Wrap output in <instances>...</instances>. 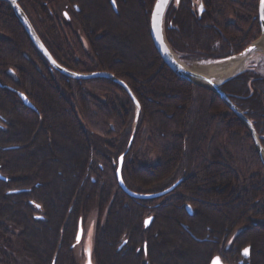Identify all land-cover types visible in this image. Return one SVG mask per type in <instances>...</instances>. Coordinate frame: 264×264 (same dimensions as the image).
Segmentation results:
<instances>
[{"label":"trees","instance_id":"1","mask_svg":"<svg viewBox=\"0 0 264 264\" xmlns=\"http://www.w3.org/2000/svg\"><path fill=\"white\" fill-rule=\"evenodd\" d=\"M19 1L58 63L81 73L109 71L137 98L141 112L123 160L125 185L147 194L181 182L160 198L127 196L116 168L133 127L130 97L105 78L50 72L10 6L0 2V29L8 35L0 36V83L35 107L0 88V173L8 179L0 180V264H74L79 220L94 203L103 210L110 202L105 224L94 233L97 264H185L199 249L193 264H211L214 257L237 264L247 247L248 263L257 264L264 252L257 248L264 247V167L235 114L209 89L176 76L157 54L149 33L155 0H116L117 13L107 0H86L88 16L109 23L102 46L90 41V55L82 42L68 44L58 33L49 15L57 0ZM201 1L200 18L192 0L173 1L167 10L165 35L181 59H224L259 37L258 0ZM118 29L119 49L133 44V30L145 35L139 62L112 43L109 34ZM221 89L251 120L264 147V75L252 68ZM144 145L156 163L143 161ZM65 146L75 151L67 154Z\"/></svg>","mask_w":264,"mask_h":264},{"label":"water","instance_id":"2","mask_svg":"<svg viewBox=\"0 0 264 264\" xmlns=\"http://www.w3.org/2000/svg\"><path fill=\"white\" fill-rule=\"evenodd\" d=\"M0 1L6 2L9 4V6L12 8L14 12V15L17 17L19 23L22 25L28 37L30 38L32 44L34 45L36 50L41 54V56L47 61L49 67L52 70H55L58 73L66 76L67 78L73 79V80H88V79H94V78H105L117 84L118 86H120L130 97L134 105L133 127H132L131 135H130L126 150L119 156L117 168H116V179H117L118 185L121 188V190L127 196L133 199H136V200H140V199L147 200V199L160 198L170 193L171 191H173L176 188V186L181 182V179L174 182L170 187L166 188L165 190H162L160 192H155V193H147V194L137 193V192L130 190L125 185L122 179L121 171H122L124 156L129 150L133 142L135 131H136L137 124H138L139 115L141 112L140 104L137 98L135 97V95L133 94L132 90L130 89V87L123 80L115 77L112 73L108 71L81 73V72H76V71L65 68L64 66L59 64L54 59V57L45 47L42 40L36 33L32 23L27 17L26 13L19 5L18 3L19 0H0ZM178 1L179 0H175V2H178ZM158 2L159 0L154 1L153 6L151 8L150 19H149V33H150V37H151L153 46L156 49L157 54L159 55V57L161 58L165 66L169 68L176 76L190 83H193L198 86L209 89L215 95H217L218 98H220L224 102L226 107L235 114V116L243 123L245 128L248 130L252 138L256 152L259 156V159L264 167V156H263L264 147L261 145L258 133L253 123L246 116L245 112H243L239 107H237L233 103L230 96L221 89L222 85L232 80L236 76L240 75L244 71L252 69L256 65L255 61L257 60L255 57H254L255 59L253 60L252 53L257 43L264 38V7H262L261 5V0H258V7H257V22H258L259 31H260L259 37L256 40L252 41L248 46H246L238 54L229 56L224 59L216 60V61L197 62V63H202V64L211 63L212 64L211 67L204 66V65L202 67H199L198 65H194L193 67H188L183 64L185 61L181 60L180 55L177 54L175 51H173L165 35V16H166L167 10L172 0H165V2L161 4V7L159 8V10H157V7H156ZM192 3L195 4L196 3L195 0H192ZM196 5H197L198 17L200 18L205 8L201 0H198ZM201 5L203 6L202 10H201ZM236 59H241L242 61H244L243 63L244 66L236 71H231L228 65L230 64L232 60H236ZM217 65H220L221 68H219ZM0 86L2 85L0 84ZM12 91H14L19 96V98L22 100L25 106L35 109L33 104L29 101V99L23 93L19 91H15L13 89ZM0 180L7 181V178L0 173ZM85 255H86V264H92L91 257H90L91 255L90 251L87 250L85 252ZM217 260H218V257L213 258V260L211 261V264H213V262Z\"/></svg>","mask_w":264,"mask_h":264},{"label":"rangeland","instance_id":"3","mask_svg":"<svg viewBox=\"0 0 264 264\" xmlns=\"http://www.w3.org/2000/svg\"><path fill=\"white\" fill-rule=\"evenodd\" d=\"M57 1L58 2H54L51 5V9L49 8L50 9L49 15H51V16H54V14L56 15V13L59 15V12H61V10L64 9L65 5H68L69 8H71L72 7V3L77 2L75 0H57ZM0 2L5 3V4H7L9 6V4L6 3V2H3V1H0ZM85 5H86V8H88L89 4H87V2H85ZM68 10H70V9H68ZM96 10L97 9H92V10L90 9V10H87V11L90 12L92 15H95V13H97ZM13 14H14V12H13ZM97 20H98V22H102L103 23V20L101 19V17H98ZM136 20L137 21L135 22V24L137 23V25L139 27H141L142 25L145 24V22L143 20V17L141 19H138V16H137ZM36 23H38V26H40L39 22L37 20H36ZM72 23H73L72 26L76 27L75 20ZM56 25L58 26L57 28H58V33L60 34V36L64 37V39L67 40L68 44L72 43L71 45H74L75 43L72 40H70V38L73 37V36H71V32H68L67 33L68 36H66L65 32L60 28L59 23L57 22V20H56ZM101 28L102 27H98L97 28V32L96 33H92V35L94 36V37H92L94 39V40H92L94 45H100L101 44V43H99V39H101V37H100L101 36V32H100ZM131 30H132V27H131ZM0 36H2V38H4V37L8 38V35L6 33H4L3 30H1V29H0ZM97 36H99L100 38H96ZM115 37L116 36L113 35V37H111L110 39H111L112 43L115 44L118 47V44L120 43L119 42L120 38H115ZM111 41H110V47L113 46ZM82 43H83V47L85 48V51L87 52L88 55H90L92 53V48H93V46L91 45V42L90 41H83ZM108 43L109 42H106V44H108ZM90 45L92 46L91 48H90ZM101 46H102V44H101ZM88 47H89V50H87ZM145 47H146L145 35H143L142 33L138 34L137 32H135L133 30V44H131V46L129 48L123 47V48L119 49V47H118V49L121 51L122 54H124L123 57H127V56L133 57V58L137 59V61L139 62L141 60L143 49ZM24 54H25L24 60L27 61L26 64L27 65L33 64L32 58L30 57V55H28V53L27 54L24 53ZM117 57H120V55L118 54ZM256 60L257 61H255V63H256L255 70L258 73L264 75V54H261V55L257 56ZM183 61H185V62H187L188 64H191V65L194 64V63L200 62V61H196V60H183ZM0 84L4 85L3 83H0ZM64 133L66 134V132H64ZM65 150H66L67 154L73 153L75 151L74 149H71L68 146H65ZM129 150H130V148H129ZM145 151H147V152H145ZM143 152L145 153V157H146V158L143 157V161L147 162V164L156 163L157 162V155H155V153H153L148 148H146L145 145H144ZM146 153H147V155H146ZM105 199H108V198L106 197ZM110 203H108V205L105 206L106 208L104 207L103 210L100 209L101 208L100 204H98V203L95 204L94 203L92 205V207L89 209V211L87 212V214H85L84 217L82 218V223H81L82 229H80L81 231H80L79 235H77V236H79V240L75 244H73L74 245L73 249H71V251H72L71 252V256L73 257L72 261H73L74 264H83L85 259H86L85 252L87 250L90 251V253H91V250L93 251L95 229H98L100 226H103L105 224V222L107 220V213H108L107 211L109 209ZM39 213H41V212H39V211L36 212V214H39ZM236 231L237 230H235L234 233H236ZM232 235H231V237H232ZM260 242H261V240H260ZM260 244L257 245V248L259 247V248L263 249L264 248V247H262L263 245L261 246ZM199 252L201 253V249H199L198 252L195 251V250H192V257L186 259L184 261V263L185 264H193V263H195L197 261V258L200 256ZM92 255H93L94 263L97 264L96 258L94 257V254H92ZM117 263L118 264H122L121 262H117ZM257 264H264V252H263L262 258L259 259Z\"/></svg>","mask_w":264,"mask_h":264},{"label":"flooded vegetation","instance_id":"4","mask_svg":"<svg viewBox=\"0 0 264 264\" xmlns=\"http://www.w3.org/2000/svg\"><path fill=\"white\" fill-rule=\"evenodd\" d=\"M75 1H77V2L72 3V7L71 8H69L68 5H65L64 9L61 10V12H59V15L56 13V15L54 14V16H51L53 20H57V22L59 23L60 28L65 32V35L68 36L67 33L71 32V36H73V37L70 38V40H72V41H80V42L92 41V40H94L92 38V37H94L92 35V33H96L97 32V28L98 27H102L101 31H100L101 32V36L100 37L105 36V34L109 31V28H107L108 27L107 24L109 25V23L107 21H104V20H103V23L102 22H98L97 19L95 20V19L91 18L90 16H88L86 10H84L86 8V5H85L86 0H75ZM122 1H126V0H122ZM173 1H175V0H172V2ZM107 3L109 5V7L111 8V10L113 12L117 13V11H118L117 8L118 7H117L116 0H115V4L112 3V0H107ZM191 8L193 9V7H191ZM194 8H195L196 14L198 16L197 8L196 7H194ZM68 9H70V10H68ZM74 20H75V23H76V27L72 26V24H73L72 22H74ZM169 26H171V24ZM169 26H168V28H169ZM165 30H166V25H165ZM100 37L97 36L96 38H100ZM48 67H49V65H48ZM49 70H50V72H57L55 70H52L50 67H49ZM7 73H9V72H7ZM0 88H5V89H7L9 91L11 89H14L12 86H10L8 84L4 85V86H2ZM37 216H38V214H37ZM39 218H41V216H39ZM150 220H151V218L147 219L145 221H148V223H149ZM81 223H82V219L79 220L78 231L80 229H82ZM148 223H147V225L144 223L145 224L144 226H148ZM78 240H79V238H76L73 244H75ZM73 244L71 246V249H73V246H74ZM124 245H125V242L120 244L118 246V250H121V248ZM143 248L145 250L146 246L144 245ZM247 248L249 249V247H247ZM92 254H93V251L91 250V255H90L91 263L95 264L94 261H93V255ZM249 255H250V250H249V254L247 256L244 255V252L242 250L240 252L241 259L238 260L237 264H249L248 263ZM52 264H54V262ZM83 264H86V259H85ZM218 264H229V263H226V262H224L223 260H221L219 258Z\"/></svg>","mask_w":264,"mask_h":264},{"label":"bare ground","instance_id":"5","mask_svg":"<svg viewBox=\"0 0 264 264\" xmlns=\"http://www.w3.org/2000/svg\"><path fill=\"white\" fill-rule=\"evenodd\" d=\"M114 15H115V13H114ZM123 29H125V28H123ZM120 29H118V30H116L115 32L116 33H114V34H111V32H110V38L111 37H113V35H117V37H120L119 35H120V31H119ZM261 54H264V38L262 39V40H260L258 43H257V45H256V47H255V49H254V51H253V53H252V58H253V60L257 57V56H259V55H261ZM255 57V58H254ZM244 61H242L241 59H236V60H232L231 62H230V64L228 65L229 66V68H230V70L231 71H236V70H238V69H240V68H242L243 66H244ZM184 65H186V66H188V67H193L194 65H198L199 67H202L203 65L204 66H208V67H211V63H209V64H202V63H194V64H188L187 62H184L183 63ZM190 65V66H189ZM219 68H221V66L220 65H217ZM215 67V66H214ZM220 99V98H219ZM221 100V99H220ZM222 101V100H221ZM223 102V101H222ZM224 103V102H223ZM263 156H264V152H263ZM124 262V261H123ZM139 262H140V259H139Z\"/></svg>","mask_w":264,"mask_h":264},{"label":"snow or ice","instance_id":"6","mask_svg":"<svg viewBox=\"0 0 264 264\" xmlns=\"http://www.w3.org/2000/svg\"><path fill=\"white\" fill-rule=\"evenodd\" d=\"M165 2V0H159V2L157 3L156 7H157V10H159V8L161 7V4ZM112 3L115 4V0H112ZM261 5L262 7H264V0H261ZM203 9V6L201 5V10ZM67 15V14H66ZM148 221H145V224L147 225ZM244 252V255L247 256L249 254V249L248 248H245L243 250ZM213 264H218V261H214Z\"/></svg>","mask_w":264,"mask_h":264}]
</instances>
